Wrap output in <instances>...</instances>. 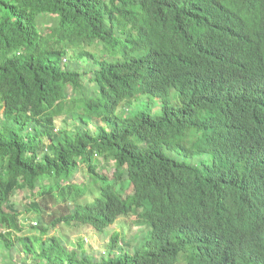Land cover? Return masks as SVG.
I'll list each match as a JSON object with an SVG mask.
<instances>
[{
  "label": "trees",
  "instance_id": "1",
  "mask_svg": "<svg viewBox=\"0 0 264 264\" xmlns=\"http://www.w3.org/2000/svg\"><path fill=\"white\" fill-rule=\"evenodd\" d=\"M262 49L264 0H0V262L240 264L192 215L205 171L244 197L263 166L237 162ZM118 220L140 234L92 253L82 229Z\"/></svg>",
  "mask_w": 264,
  "mask_h": 264
},
{
  "label": "clouds",
  "instance_id": "2",
  "mask_svg": "<svg viewBox=\"0 0 264 264\" xmlns=\"http://www.w3.org/2000/svg\"><path fill=\"white\" fill-rule=\"evenodd\" d=\"M255 49H251L253 53ZM264 71V49L259 56L255 67L250 71ZM243 83H248V75L240 78ZM264 93V73L259 79V85L253 90L248 98ZM258 103V99L254 100ZM256 143L252 147L239 148V164H249L261 158L263 166L254 172V187L246 193L244 197H236L233 194H222L219 188L213 184L214 175L205 171L203 178L208 183L204 201L198 202L200 210L192 215L193 221L201 226V230L210 233L217 231L213 235L211 242L215 248H221V243L225 242V249H231L234 253L243 254L240 264H254L263 259V232H264V191L259 188L258 183L264 178V129L256 132ZM238 181V180H236ZM239 182V181H238ZM210 195V198H209ZM228 211L232 218L223 224L224 230H220V221ZM256 234L259 239L251 240L249 235ZM223 251V250H220Z\"/></svg>",
  "mask_w": 264,
  "mask_h": 264
},
{
  "label": "rangeland",
  "instance_id": "3",
  "mask_svg": "<svg viewBox=\"0 0 264 264\" xmlns=\"http://www.w3.org/2000/svg\"><path fill=\"white\" fill-rule=\"evenodd\" d=\"M2 113V110L0 108V114ZM60 121H57V124H59ZM105 172V170L103 171ZM106 173V172H105ZM109 176L112 175V172H108ZM16 196H20L22 197V195H20V193H17ZM26 217L23 218V222L26 228L29 227V225L34 222L35 220H32V216L28 215V217L25 219ZM118 222V224H117ZM114 226H112L110 229L106 230L105 232L101 233V234H97L95 232H90V231H86L85 228H83L81 231V236L84 238L85 242H86V246L90 248L91 252L94 254H103V252H106L107 250V246L109 244L110 238H111V234L113 232H118V233H123L125 231V229H127L126 231H130L131 232V237L136 235L138 236L140 234V230H142L141 227L139 226H132L129 223L125 222L124 220H118ZM130 228V229H128ZM60 229H56L54 231V234L59 236L60 235ZM63 237L67 238V244L71 243H75L76 241V234L75 232H67L64 231L63 232ZM0 264H4L3 262H0Z\"/></svg>",
  "mask_w": 264,
  "mask_h": 264
},
{
  "label": "bare ground",
  "instance_id": "4",
  "mask_svg": "<svg viewBox=\"0 0 264 264\" xmlns=\"http://www.w3.org/2000/svg\"><path fill=\"white\" fill-rule=\"evenodd\" d=\"M250 137V136H249Z\"/></svg>",
  "mask_w": 264,
  "mask_h": 264
}]
</instances>
